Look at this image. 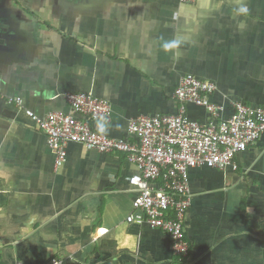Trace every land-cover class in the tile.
<instances>
[{"label":"crops","instance_id":"1","mask_svg":"<svg viewBox=\"0 0 264 264\" xmlns=\"http://www.w3.org/2000/svg\"><path fill=\"white\" fill-rule=\"evenodd\" d=\"M187 73L214 83L224 117L233 100L264 105V0H0V264H175L165 233L126 221L137 195L126 155L70 142L55 166L27 111L88 93L111 104L103 133L125 137L130 119L176 111ZM235 163L189 169L183 264H264V132Z\"/></svg>","mask_w":264,"mask_h":264},{"label":"built area","instance_id":"2","mask_svg":"<svg viewBox=\"0 0 264 264\" xmlns=\"http://www.w3.org/2000/svg\"><path fill=\"white\" fill-rule=\"evenodd\" d=\"M214 90L215 85L209 80L191 73L183 75L173 91L176 111L130 119L125 137L99 131L97 123L111 121V104L88 93H65L67 110L57 109L43 116L27 112L45 134L55 166L64 161L70 142L102 153H124L136 168L128 176V183L137 192L126 221L148 224L165 233L173 262L183 264L189 253L184 233L185 214L191 201L189 169L200 166L235 169L237 154L254 145L264 132V105L233 100L229 114L224 117L223 107L210 99ZM5 101L16 106L22 104L20 96L7 95ZM188 102L204 107L207 119L189 118L185 112ZM50 264L63 261L55 258Z\"/></svg>","mask_w":264,"mask_h":264},{"label":"clouds","instance_id":"3","mask_svg":"<svg viewBox=\"0 0 264 264\" xmlns=\"http://www.w3.org/2000/svg\"><path fill=\"white\" fill-rule=\"evenodd\" d=\"M248 12V9L247 7L245 6H241L238 10H237V14L238 15H241V14H246ZM181 43L180 40H173V41H165L163 44H162V48L165 52L171 50V49H174V48H177L179 46V44ZM99 131L101 132H104L105 131V127L103 124H100L99 125Z\"/></svg>","mask_w":264,"mask_h":264}]
</instances>
